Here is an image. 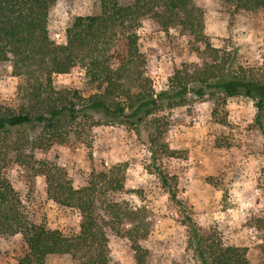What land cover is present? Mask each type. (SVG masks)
Returning <instances> with one entry per match:
<instances>
[{
	"label": "trees",
	"instance_id": "1",
	"mask_svg": "<svg viewBox=\"0 0 264 264\" xmlns=\"http://www.w3.org/2000/svg\"><path fill=\"white\" fill-rule=\"evenodd\" d=\"M54 2L0 0V64L9 63L19 79L18 106L0 105V239L21 236L26 251L17 264H45L51 256H68L75 264H109V230L131 243L135 264H146L145 250L139 244L149 235L145 220L137 211L109 200L121 189L120 182L102 174L97 183L75 189L60 168L36 161L35 153L78 142L87 126L110 125L132 129L155 161L163 130L160 119L148 120L184 106L191 98L250 99L257 112L255 125L263 131L264 65L260 73L245 71L236 64L237 48H214L205 38L203 14L193 0H98V13L75 18L62 44L53 42L47 29ZM221 2L235 13L264 12V0ZM148 19L163 30L179 28L193 44L202 46L199 61L181 64L167 88L159 92L152 87L147 60L138 48L137 30ZM114 55L120 59L118 64L113 63ZM76 66L84 69L87 83L95 86L94 94L84 97L78 90L54 88L53 76ZM11 161L35 176H44L47 196L79 213L77 235L66 237L29 220L1 172ZM156 174L182 209L159 168ZM126 224L129 228L120 230ZM182 224L188 229L187 246L195 264H250L245 250L224 246L188 215Z\"/></svg>",
	"mask_w": 264,
	"mask_h": 264
},
{
	"label": "rangeland",
	"instance_id": "2",
	"mask_svg": "<svg viewBox=\"0 0 264 264\" xmlns=\"http://www.w3.org/2000/svg\"><path fill=\"white\" fill-rule=\"evenodd\" d=\"M193 3L202 11L206 40L214 48H237V66L260 73L264 12L235 13L221 0ZM98 7V0H55L48 13L49 37L56 44L64 43L65 30L74 19L96 14ZM137 35L156 92L167 88L181 64L196 63L202 54V46L193 44L179 28L163 30L151 19L143 21ZM113 57L118 64V56ZM52 80L57 90H78L84 97L96 92L81 66ZM18 85L11 65L0 64V105L18 106ZM256 113L253 101L244 97L191 98L184 106L148 120L160 119L163 130L155 161L132 129L110 125L87 126L78 142L36 152L35 159L60 168L75 189L97 183L102 174L119 181L121 189L109 200L137 211L145 220L149 235L139 244L146 264H195L187 246L188 229L182 224L185 214L224 246L245 250L250 264H264V116L260 131ZM156 168L182 209L163 189ZM1 172L31 222L66 237L78 234L79 213L47 196L44 176H35L13 161ZM128 228L126 224L120 230ZM107 238L109 264H135V252L124 236L108 230ZM25 251L21 236L0 239V264H17ZM45 264L75 263L68 256H51Z\"/></svg>",
	"mask_w": 264,
	"mask_h": 264
}]
</instances>
